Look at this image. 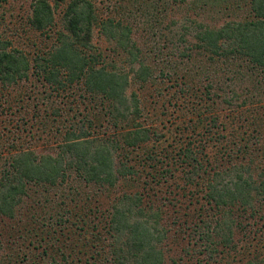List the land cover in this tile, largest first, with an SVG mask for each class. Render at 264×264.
I'll use <instances>...</instances> for the list:
<instances>
[{
    "label": "trees",
    "instance_id": "16d2710c",
    "mask_svg": "<svg viewBox=\"0 0 264 264\" xmlns=\"http://www.w3.org/2000/svg\"><path fill=\"white\" fill-rule=\"evenodd\" d=\"M56 2L57 5L65 3L62 29L46 54L30 60L0 37V83L10 86L34 71L55 89L81 85L83 92L99 101L102 108H98L99 113L92 118L87 115L80 120L79 116H74L55 155L38 156L31 151H19L5 158L3 164L0 161V217L15 220L17 211L32 198L33 188L35 193L37 188L54 189L61 197H65L63 191L68 188V202H61L63 212H50L42 218L34 213L32 217L33 226L39 227L40 221L48 220L55 230L50 242L46 241L50 264H185L190 261L191 248L183 250V257L167 260L168 243L184 233L185 223L178 218L171 223L165 212L168 206L176 207V200L164 206L155 193L150 194L154 192V185L160 186V181L155 179L157 175L163 177L157 171V156L166 151L175 167L165 169V174L175 177L177 171L180 172L183 190L192 192L188 207L201 204L199 210L189 216L190 228L186 230L191 232L195 242L193 252L197 257H204V262L198 258L195 264H229L224 263L225 259L237 253L243 256V264H264L259 256L245 250L240 253L242 250L234 240L236 229L241 226V218L236 217L234 211L241 209V215L246 214L255 204L264 203V180L255 179L249 167L221 170V165L209 164L206 146L201 144L200 147H181L176 154H169L166 149L158 153H154L157 148L146 150L156 142L155 134L142 127L139 121L144 113L142 103L138 92L130 88L133 80L143 88L155 83L156 77L133 38V28L123 21L101 20L93 0ZM180 2H192L201 9L229 12L232 16L221 26L191 20L192 33L186 31L180 39L191 46L180 50V57L194 64L203 61L204 64L224 62L236 66L238 62H245L251 71L264 74V0ZM55 19V8L50 0H34L29 19L32 29L48 32L55 27ZM97 28L114 43L118 55L127 57L132 66V78L116 66L109 68L102 64L104 54L93 43ZM193 91L183 89L182 95H192V110H196L200 103L194 106ZM240 99L234 93L232 98H223V104L231 106ZM206 104L202 101V106ZM201 116L202 113L198 115ZM138 150L144 155L132 156ZM137 176L141 179L135 180ZM131 181L138 187L137 191L116 195L107 211H100L99 206L93 210L84 205L87 200L83 203L80 198L82 190L88 188L95 187L109 194L121 185L133 188ZM39 204L36 198L34 211ZM201 210L213 211L214 215H203ZM170 224L177 228L170 229Z\"/></svg>",
    "mask_w": 264,
    "mask_h": 264
},
{
    "label": "rangeland",
    "instance_id": "374dc122",
    "mask_svg": "<svg viewBox=\"0 0 264 264\" xmlns=\"http://www.w3.org/2000/svg\"><path fill=\"white\" fill-rule=\"evenodd\" d=\"M50 1L55 8V27L45 33L37 32L29 25L34 0L0 2V37L9 42L12 48L22 51L30 60L49 52L56 43V34L62 29L65 3L57 5L56 0ZM93 2L101 20L123 21L133 28V38L156 77L155 83L143 88L132 79L130 88V91L138 92L142 103L144 113L139 120L142 127L155 134L153 140L156 142L148 145L146 150L157 148L154 153H158L166 149L169 154H176L181 147H200L201 144L206 146L209 164H219L221 170H231L229 168L234 166L238 170L249 167L255 179L264 180V74L251 71L252 68L245 62H238L236 66L224 62L204 64L202 61L194 64V61L180 57V50L191 46L180 41L186 31L192 33L191 20L221 26L232 19L231 14L204 10L192 2L185 4L180 0ZM189 38L192 39L191 35ZM93 43L104 54L102 64L109 68L116 66L132 78V66L127 57L116 53L114 43L102 34L100 28L95 30ZM210 84L213 88H210ZM183 89L194 90V106L196 103L201 105H197L198 109L192 110V95H182ZM83 91L81 85L55 89L34 71L26 79L10 86L0 83L1 163L10 154L19 151H31L38 156L55 155L63 133L67 131L74 116H79L80 120L87 115L92 118L99 113L98 108H102L99 101L93 100ZM234 93L241 98L239 102L234 101L231 106L223 104V98H232ZM202 101L207 102V107L202 106ZM201 113L203 116L198 117ZM163 152L156 155L159 160L157 171L163 177L157 175L155 179L160 181V186L154 185V192L150 194L155 193L156 199L161 200L164 206L175 199L176 207L168 206L166 216L171 223L176 218L185 223L181 237L172 239L166 247L167 260L183 257V250L191 248L190 261L185 264H195L198 258L204 262L203 256L197 257L193 252L195 247L192 244L195 242L192 241L191 232L186 231L190 228L189 216H193L201 204L188 207L192 192L183 190L180 172L177 171L175 177L165 174V169L170 170L175 166L170 156L166 155L167 152ZM138 154L144 155L142 150H138L132 156ZM139 179L137 176L135 180ZM133 185V188L121 185L110 194L95 187L88 188L82 190L80 198L83 203L87 200L84 205L93 210L99 206L100 211H107L116 195L137 191L138 187ZM34 191L33 188L30 192L32 198L26 200L17 211L15 220L0 217V264H50L45 248H48L47 242L54 237L55 230L50 227L48 220L38 221L39 227L33 226L32 217L34 213L37 218H42L50 212H63L61 202H68L66 198H69V189L63 191L65 197H61L54 189L37 188L36 193ZM36 198H39L40 204L34 211L33 201ZM200 212L203 215H214L213 211ZM241 212V209L234 211L235 216L241 218V226L236 229L234 236L235 243L242 250L240 253L245 250L252 256L264 259V203L255 204L246 214L241 215ZM96 215L99 217V214ZM169 228L175 230L177 227L170 224ZM225 262L243 264L245 260L237 253L226 258Z\"/></svg>",
    "mask_w": 264,
    "mask_h": 264
}]
</instances>
